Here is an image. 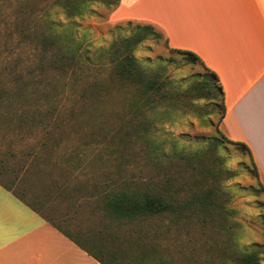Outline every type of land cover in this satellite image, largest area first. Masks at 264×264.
I'll return each instance as SVG.
<instances>
[{
    "label": "rangeland",
    "instance_id": "1",
    "mask_svg": "<svg viewBox=\"0 0 264 264\" xmlns=\"http://www.w3.org/2000/svg\"><path fill=\"white\" fill-rule=\"evenodd\" d=\"M14 1L1 0L0 13L12 10ZM90 9L83 17L70 20L56 8L50 11L49 17L60 27L73 25L75 36L91 53L107 48L119 35L128 36L138 26L147 25L138 21H118L113 17L116 9L102 3H92ZM154 30L159 33L155 27ZM0 32V68L12 73L4 78L6 84L12 85L18 74L25 79L33 72L35 85L42 92L39 101L57 107V114L65 120L54 135L48 134L40 142L46 133L42 125L35 126L30 118L21 124L15 110L19 105H3L0 112V180L4 186H10L30 202L38 195L37 201L41 204H36L44 216L74 235L76 229H85L96 219L97 215L90 214V206L95 205L106 182L119 177L130 180L154 175V164L163 158L162 152L170 154L177 148L211 150L216 158L215 166L222 173L219 180L230 208L227 233L222 239L229 234L237 241L239 249L258 251L264 264V191L246 151L229 143L212 148L214 138H220V113H212L210 106L214 101L211 98L197 99L196 94H188L180 102L175 95L170 100L173 105L166 107L163 106L165 101L158 98L157 110L147 114L153 117L150 138L156 146L154 160H150L143 143L132 136L128 112L133 93L124 83L113 80L107 69L97 66L93 69L98 82L93 87L95 91L82 94V79L73 87L69 75L46 69L38 71V55L32 40L16 34L8 36L3 24ZM136 56L149 68L155 69L158 64L165 66L163 77L175 92H184L206 74L201 64L171 52L163 37L143 42ZM85 73L84 76L92 75L90 70ZM28 115L32 119L43 116L35 110ZM5 116L9 117L8 121ZM14 126L28 140L15 137ZM29 149L40 159H28L25 154ZM173 170L178 169L174 166ZM181 172L187 179L191 178L190 171L183 169ZM55 182L61 184V188L56 187ZM67 188L83 189L82 196L69 194L70 190L64 194ZM215 229L216 226L211 227L212 234ZM193 231L198 236L197 229ZM181 234L183 236L184 231Z\"/></svg>",
    "mask_w": 264,
    "mask_h": 264
},
{
    "label": "trees",
    "instance_id": "2",
    "mask_svg": "<svg viewBox=\"0 0 264 264\" xmlns=\"http://www.w3.org/2000/svg\"><path fill=\"white\" fill-rule=\"evenodd\" d=\"M92 3L117 9L120 0H15L12 10L0 13V26L3 24L8 36L16 34L19 38L32 40L38 55V71L46 69L55 74L69 75L73 87L82 79V94L95 91L98 82L93 69L97 66L107 69L113 80L124 83L133 93L128 112L132 136L143 143L150 160H154L156 146L150 138L153 117L147 114L157 110L158 98L165 101L164 107L173 105L170 100L175 95L180 102L188 94H196L197 99L211 98L214 101L210 106L212 113H220V138H214L212 148L229 143L246 151L259 180L249 147L230 140L221 130L226 113L223 88L217 74L197 54L172 48L167 42L171 52L187 56L188 60L201 64L206 71L201 80L184 92H175L163 77L165 66L158 64L155 69L149 68L136 56V50L143 42L150 38H162L153 26H138L130 35H119L107 48L91 53L75 36L73 25L60 27L49 17L50 11L58 8L66 19L81 18L91 11ZM87 70L92 75L84 76ZM11 75L0 68V112L3 105L17 103L20 108L15 107V110L21 124L30 118L29 121L33 120L35 126L42 125L44 128L46 133L40 142L48 134L54 135L65 120L57 114V107L46 106L39 101L42 92L35 85V74L32 72L25 79L18 74L14 76L13 84L8 85L4 78ZM32 110L43 116L32 119L28 115ZM26 114L27 117L24 116ZM5 118L8 121L9 117ZM12 129L15 137L21 141L28 140L23 132L17 130V126ZM34 153L29 149L25 155L37 161L40 158ZM161 157L154 164V175L130 180L119 177L106 182L104 190L96 197L95 205L90 206V214L92 217L97 215L96 219L91 218L94 219L91 225L76 229L74 235L63 231L44 216L37 205L41 204L37 201L38 195L30 202L10 186H4L1 180L0 185L102 264H263L258 251L239 249L237 241L229 234L222 239V235L227 233L230 208L223 196L226 192L219 180L222 173L215 166L214 153L203 148H177L170 154L162 152ZM174 166L177 171L173 170ZM183 169L190 171V179L182 174ZM55 186L61 188L58 182H55ZM261 187L264 191L262 184ZM69 190L67 188L64 194ZM71 193L82 196L83 189L74 188L70 190ZM214 226L216 229L212 234L211 227ZM193 229H197L198 236Z\"/></svg>",
    "mask_w": 264,
    "mask_h": 264
},
{
    "label": "crops",
    "instance_id": "3",
    "mask_svg": "<svg viewBox=\"0 0 264 264\" xmlns=\"http://www.w3.org/2000/svg\"><path fill=\"white\" fill-rule=\"evenodd\" d=\"M118 21L155 27L223 88L221 130L246 144L264 187V0H120ZM0 264H102L0 185Z\"/></svg>",
    "mask_w": 264,
    "mask_h": 264
}]
</instances>
